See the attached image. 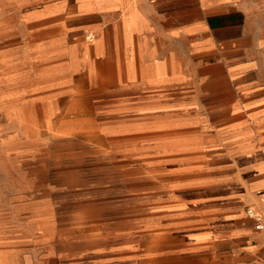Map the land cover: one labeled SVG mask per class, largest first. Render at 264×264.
<instances>
[{"label": "crops", "instance_id": "crops-1", "mask_svg": "<svg viewBox=\"0 0 264 264\" xmlns=\"http://www.w3.org/2000/svg\"><path fill=\"white\" fill-rule=\"evenodd\" d=\"M19 16L0 40V105L35 106L45 118L50 108L57 118L189 119L209 145L227 137L247 165L264 166V0H30ZM253 189L245 201L264 217V183ZM164 236L126 246L106 239L93 259L264 264V233L244 210L189 239Z\"/></svg>", "mask_w": 264, "mask_h": 264}, {"label": "rangeland", "instance_id": "rangeland-1", "mask_svg": "<svg viewBox=\"0 0 264 264\" xmlns=\"http://www.w3.org/2000/svg\"><path fill=\"white\" fill-rule=\"evenodd\" d=\"M27 1L0 0V40L18 28ZM5 107L0 264H98L93 255L106 239L125 246L156 235L189 239L236 210L261 212L245 199L264 183V166L247 165L227 137L209 145L189 119L86 111L57 118L50 108L45 118L35 106L15 104L11 114Z\"/></svg>", "mask_w": 264, "mask_h": 264}, {"label": "built area", "instance_id": "built-area-1", "mask_svg": "<svg viewBox=\"0 0 264 264\" xmlns=\"http://www.w3.org/2000/svg\"><path fill=\"white\" fill-rule=\"evenodd\" d=\"M246 215L253 221L255 231L264 233V217L251 208L246 209ZM262 248L264 249V240Z\"/></svg>", "mask_w": 264, "mask_h": 264}]
</instances>
